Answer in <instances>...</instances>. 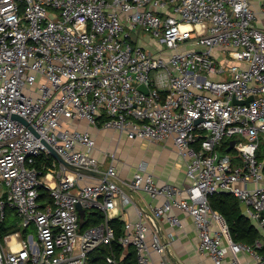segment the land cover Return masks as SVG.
Returning a JSON list of instances; mask_svg holds the SVG:
<instances>
[{
  "label": "built area",
  "instance_id": "2783aa9c",
  "mask_svg": "<svg viewBox=\"0 0 264 264\" xmlns=\"http://www.w3.org/2000/svg\"><path fill=\"white\" fill-rule=\"evenodd\" d=\"M259 7L249 0H0V218L12 208L21 228L36 232L5 235L0 264H87L91 250L114 239L117 198L139 217L118 238L124 254L132 246L136 264H155L151 253L163 255L166 245L123 186L162 197L149 209L174 228L183 222L173 209L189 215L197 250L213 264H264V0ZM89 126L170 138L188 183L157 184L140 171L119 181L112 163L102 170L92 155ZM226 137L236 138L235 155L219 151ZM45 143L104 176L68 170ZM39 156L55 160L37 167ZM40 188L52 203H41ZM220 192L238 198L259 233L254 245L234 241L210 206L208 197ZM77 204L103 220L80 229ZM106 261L122 260L110 251Z\"/></svg>",
  "mask_w": 264,
  "mask_h": 264
},
{
  "label": "crops",
  "instance_id": "0c3cea01",
  "mask_svg": "<svg viewBox=\"0 0 264 264\" xmlns=\"http://www.w3.org/2000/svg\"><path fill=\"white\" fill-rule=\"evenodd\" d=\"M249 2L255 10L259 11L261 0H249ZM259 20L264 25L262 16H259ZM81 127L88 128L85 123H82ZM89 130L95 141L92 155L101 162L102 170L112 163L119 181H128L136 171H140L143 174L151 173L157 184L169 183L182 186L188 183L185 177V161L176 153L170 138L152 142L139 138L132 139L124 133L101 126H89ZM128 195L144 208L143 223L157 232L166 245L163 255L156 251L151 253L155 264H213L207 254L197 250L196 233L189 215L173 209L172 213L178 214L183 222L182 227L174 228L164 218H155L149 209L152 203L160 204L163 201L162 197L151 198L141 191H131V195ZM239 206L242 210V206L240 204ZM112 218L123 221L124 228L126 222L133 224L139 217L132 203L123 202L121 198H117ZM169 233L173 234L172 238L169 237ZM239 257L242 261L250 262L246 255L239 254Z\"/></svg>",
  "mask_w": 264,
  "mask_h": 264
},
{
  "label": "trees",
  "instance_id": "16d2710c",
  "mask_svg": "<svg viewBox=\"0 0 264 264\" xmlns=\"http://www.w3.org/2000/svg\"><path fill=\"white\" fill-rule=\"evenodd\" d=\"M235 137H226L219 151L228 152L232 155L236 154V150L232 147L231 142ZM55 159L50 156L43 158L39 156L35 164L37 167H41L42 164H51ZM234 162L237 160L234 159ZM210 206L217 210L225 218L231 236L234 241L240 243H246L254 245L255 240L259 237L258 231L252 225L248 217L243 215L240 210L239 200L236 196L230 193H215L208 197ZM39 200L44 205L46 203H52L49 191L46 188L39 189ZM19 218L16 216L15 210L12 208H6L4 218H0V243L4 241V236L15 231H20L24 236L27 233L28 228H21L18 226L17 221ZM103 220V215L98 210H84V216L80 229H84L88 226L97 224ZM110 225L114 229V239L110 245H99L91 250L87 255V264H109L106 261V256L110 251L118 258L121 256V264H136L135 251L132 246L128 247L125 254L124 248L119 244L118 238L123 233V221L118 218H112L109 220ZM260 253L264 254V246L262 249H258Z\"/></svg>",
  "mask_w": 264,
  "mask_h": 264
},
{
  "label": "water",
  "instance_id": "95a60500",
  "mask_svg": "<svg viewBox=\"0 0 264 264\" xmlns=\"http://www.w3.org/2000/svg\"><path fill=\"white\" fill-rule=\"evenodd\" d=\"M137 87L141 91L147 92V88L143 84H139ZM251 99H252V96L246 98L245 100H237L236 98H234L233 103H235V104L247 103ZM11 116L13 118L21 121L23 124H25L27 127H29L34 132L33 128L30 126V124L24 118H22L21 116H19L17 114H12ZM198 121L199 120H197V122ZM233 144H234V141L231 142V145H233ZM45 145H46L47 149L52 153L54 158H56L58 160V162L62 163L66 168H68V170L76 172V173L84 174V175H96V176H100V177L104 176L103 173L95 172V171H92L90 169L83 168L80 166H76V165H73V164L65 161L54 148H52L51 146H49L46 143H45ZM216 154H217V158H216V161H217L218 157H220V152L217 151ZM123 187H124V190L126 191V193L131 195V191L128 188H126L125 186H123ZM77 209H78V214H79V223L82 224L83 216H84V209L80 206V204H77Z\"/></svg>",
  "mask_w": 264,
  "mask_h": 264
},
{
  "label": "rangeland",
  "instance_id": "374dc122",
  "mask_svg": "<svg viewBox=\"0 0 264 264\" xmlns=\"http://www.w3.org/2000/svg\"><path fill=\"white\" fill-rule=\"evenodd\" d=\"M160 45H161V44H159V43H152L151 46H150V45H148V44L146 43L145 48L150 49V50H152L153 48H154V49H158ZM260 148H261V149L264 148V143L261 144V147H260ZM55 159H56V158H55ZM56 161L58 162L57 159H56ZM17 223H18V226L20 225L19 227H21L20 220H18ZM28 232H32V233L34 234V237H35L36 232H35V229H34V228L30 227V228L27 230V233H28ZM1 243L5 246L4 241L1 242Z\"/></svg>",
  "mask_w": 264,
  "mask_h": 264
}]
</instances>
